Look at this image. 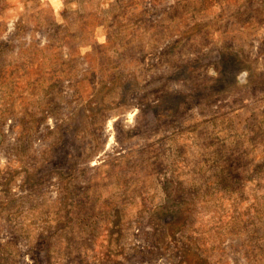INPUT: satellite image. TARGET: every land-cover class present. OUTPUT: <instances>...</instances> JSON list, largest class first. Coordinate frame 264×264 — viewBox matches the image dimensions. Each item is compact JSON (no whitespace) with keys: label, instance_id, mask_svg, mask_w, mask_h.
<instances>
[{"label":"rangeland","instance_id":"374dc122","mask_svg":"<svg viewBox=\"0 0 264 264\" xmlns=\"http://www.w3.org/2000/svg\"><path fill=\"white\" fill-rule=\"evenodd\" d=\"M0 264H264V0H0Z\"/></svg>","mask_w":264,"mask_h":264}]
</instances>
